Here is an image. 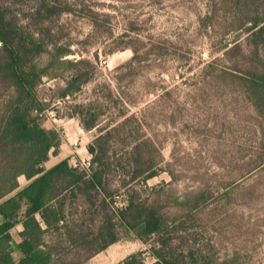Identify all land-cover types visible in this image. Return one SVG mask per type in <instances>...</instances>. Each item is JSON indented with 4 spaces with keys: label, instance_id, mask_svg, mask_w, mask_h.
<instances>
[{
    "label": "rangeland",
    "instance_id": "obj_1",
    "mask_svg": "<svg viewBox=\"0 0 264 264\" xmlns=\"http://www.w3.org/2000/svg\"><path fill=\"white\" fill-rule=\"evenodd\" d=\"M3 1L21 24L28 22L32 0ZM57 2L71 12L48 26L57 41L72 45L73 54L65 59L92 62L93 77L81 92L45 112L46 126L62 136L60 154L46 167L63 159L81 167L90 160L87 146L97 130L85 131L77 117L66 118L75 104L93 105L100 126L134 118L113 152L124 162L139 144L159 175L123 188L121 171L110 174L114 206L124 205L129 191L161 200L169 221L187 228L180 236L198 264H264V115L244 87L258 58L245 46L229 56L223 49L240 31L201 27L206 0ZM240 38L244 42L246 36ZM55 84L62 82L46 81L42 98L49 99ZM19 182L26 184L24 177ZM201 192L207 201L187 216L189 197ZM96 200L98 206L104 197ZM89 209L81 198L73 205V218L85 219ZM118 231L119 241L86 264H122L140 251L153 263L149 245L123 228Z\"/></svg>",
    "mask_w": 264,
    "mask_h": 264
},
{
    "label": "trees",
    "instance_id": "obj_2",
    "mask_svg": "<svg viewBox=\"0 0 264 264\" xmlns=\"http://www.w3.org/2000/svg\"><path fill=\"white\" fill-rule=\"evenodd\" d=\"M57 1L32 0L28 22L21 24L0 0V264H86L119 241V227L150 246L151 264H198L194 249L180 236L181 228H187L178 220L169 221L161 200L149 201L129 191L124 205L114 206L110 174L121 171L123 188L159 175L139 144L124 162L113 152L114 142H123L121 135L134 118L100 126V114L90 109L93 105L75 104L66 118L77 117L85 131L97 130L87 146L90 166H72L64 159L46 169L60 154L62 136L57 128L46 126L45 112L57 100L81 92L93 77L92 62L65 59L73 54L72 45L57 41L48 26L51 19L71 12ZM206 1L201 27L240 31L232 45L223 46L225 55L241 54L245 46L258 58L244 87L264 115V0ZM244 35V42H239ZM53 80L62 84L48 89L49 99L42 98L40 89ZM21 177L27 180L24 186ZM97 196L104 197L98 206ZM207 197L206 192L189 197L187 216ZM81 198L90 209L85 219H75L73 205ZM84 252L85 258L79 255ZM144 254H132L122 264H148Z\"/></svg>",
    "mask_w": 264,
    "mask_h": 264
},
{
    "label": "built area",
    "instance_id": "obj_3",
    "mask_svg": "<svg viewBox=\"0 0 264 264\" xmlns=\"http://www.w3.org/2000/svg\"><path fill=\"white\" fill-rule=\"evenodd\" d=\"M1 45H2V43L0 42V46ZM89 166H90V160H88L87 162H84V165L81 166V167H83V168H89Z\"/></svg>",
    "mask_w": 264,
    "mask_h": 264
},
{
    "label": "crops",
    "instance_id": "obj_4",
    "mask_svg": "<svg viewBox=\"0 0 264 264\" xmlns=\"http://www.w3.org/2000/svg\"><path fill=\"white\" fill-rule=\"evenodd\" d=\"M57 157H58V156H57ZM57 157H56V158H57ZM63 160H64V159H63ZM60 161H62V160H60ZM60 161H58V162H55V164H53V165H52V166H50V167H48V166H47V167H46V169H50V168H52L54 165H56V164H57V163H59ZM25 180H26V179H25ZM26 183H27V180H26Z\"/></svg>",
    "mask_w": 264,
    "mask_h": 264
}]
</instances>
